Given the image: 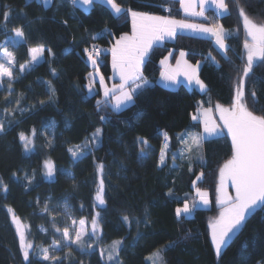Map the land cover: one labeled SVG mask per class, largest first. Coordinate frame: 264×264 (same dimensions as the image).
I'll return each mask as SVG.
<instances>
[{
	"label": "trees",
	"instance_id": "obj_1",
	"mask_svg": "<svg viewBox=\"0 0 264 264\" xmlns=\"http://www.w3.org/2000/svg\"><path fill=\"white\" fill-rule=\"evenodd\" d=\"M119 2L147 14L192 21L183 15L178 0ZM3 5L11 6L13 15L8 32H0V44L9 40V51L13 52L19 64H28V49L37 46V42L51 48L56 59L46 53V59L30 66L29 70L21 73L14 69L11 90L0 88V117L6 127L11 121L8 134L0 137V177L10 187L7 198H0V264H22L16 225L11 222L9 209L27 228L28 241L43 247L51 243L54 227L68 225L72 218L92 221L94 159L105 163L106 175L111 173L106 180V184L110 181L106 191L107 210L101 213L104 218L100 225L102 233L99 232L98 239L95 238L92 255L82 254L76 245L71 246V251L65 248L60 252L59 255L66 257L65 264H115V259H119L121 264H151L149 257L159 249H164L163 258L167 264H264V211L261 210H256L243 230L228 242L219 258L214 252L211 225L222 211L216 202L218 170L231 156L229 136L210 138L200 149L207 163L203 168L205 177L198 186L209 192L212 208L196 209L194 216L189 218H177L175 215V209L183 206L186 198L190 201L195 196L193 184L201 170L195 160V149L188 154L193 156L191 163L187 158H179L184 148L179 137L192 124L190 116L198 106L199 109L212 107L214 113L216 104L228 106L239 76L238 70L243 67L242 59L238 57L244 56L243 41L249 38L234 5L229 4L230 15L217 17L212 10L207 13L225 30L238 33L226 39L232 63L222 58L213 40L206 37L182 33L176 41H166L154 47L144 71L153 84L160 79V60L171 50L178 59L179 51L183 50L188 53L186 59L190 63L202 64L199 77L207 86L206 91L194 89L190 95L179 94L176 113L164 107L157 114L139 104L117 112L110 103L107 106L103 104L101 91L95 96H89L87 92L89 81L86 77L94 69L87 60L85 49L94 41L111 46L112 36L92 39L105 28L117 35L131 34L130 14L127 18L116 19L109 7L101 2H94L88 10L73 5L71 0H54L47 10L39 0H0V7ZM238 5L254 22L264 23V0H238ZM13 25L24 26L27 44L11 31ZM50 67L55 68L59 79L50 74ZM98 70L106 79L111 77L110 53L102 55ZM253 72L254 77L248 87L256 92L259 103L255 107L259 109L264 105V67L257 62ZM49 83L55 88L54 95L49 92ZM40 101L44 102L43 105ZM97 101H101L99 114L108 118L106 122L99 119ZM95 127L103 128L102 149L97 150L94 157L73 158L68 148L83 144ZM196 131H202V128ZM20 133L34 139L32 152H24L18 138ZM165 135L171 137L170 142L165 141ZM136 137L147 138L154 153L147 158H139L138 150L132 147ZM165 149L167 160L177 157L178 170L171 163L163 169L156 166L159 153ZM47 160H51L57 170L51 181L44 175L43 166ZM13 172H17L19 179L11 178ZM68 172L73 173L75 181L67 176ZM24 173L35 174L27 191ZM85 181L87 186H84ZM169 189L172 196L167 195ZM229 192H233L231 187ZM64 197H68L70 213L63 210ZM37 199L39 204H34ZM45 204L55 211L44 213ZM145 208L151 216L147 227L133 226L129 230L121 223L120 214L125 211L143 221ZM120 241L122 243H116ZM169 242L176 246L165 250L164 246ZM112 248H115L114 259L107 262L103 249Z\"/></svg>",
	"mask_w": 264,
	"mask_h": 264
},
{
	"label": "snow or ice",
	"instance_id": "obj_2",
	"mask_svg": "<svg viewBox=\"0 0 264 264\" xmlns=\"http://www.w3.org/2000/svg\"><path fill=\"white\" fill-rule=\"evenodd\" d=\"M63 2V0H61ZM78 0H71L73 5H76ZM84 5L94 6V0H81ZM114 15V18L121 19L131 16V34H115L111 30L105 28L101 33L93 36V40H98L107 36L114 37L111 46L101 49L97 45H92L91 49H85L87 60L93 66L94 72L89 73L86 79L90 81L86 84L89 96L99 95V91L94 87L98 83L103 90L104 101L103 104L107 106L111 100L114 99V108L119 112L121 109H127L131 106H136L137 102L148 93L154 84L145 75L144 71L147 64L151 60V56L155 45H163L166 41H176L179 33L190 30L193 32L210 34L214 40L217 50L220 51L222 58L228 63H232L228 56L231 51L230 46L226 43V38L229 36L238 35L225 30L223 25L205 26L204 24L188 23L185 20L172 19L163 15H152L145 12L132 10L131 8L122 5L119 0H104ZM45 9L47 10L53 3V0H43ZM179 3L184 8L188 15L204 16L203 7L207 3L214 4L220 11V15H230L229 4L236 7L238 18H242L243 28L247 32V37L243 41L244 56L238 57L242 59L243 67L239 69V76L232 89L228 106L225 107L220 104L215 105V109L219 115H214L212 107L203 108L202 110H194L190 119L192 124L189 128L180 135L179 141L184 145L181 149V159L187 158L190 163L193 161V156H184V153L191 154L194 149L197 153L195 156L201 170L195 176L193 184L195 196L189 201L187 198L183 202V207L175 209L177 218L181 215H191L197 208L208 206L211 204L210 194L207 190H203L197 186L205 177L203 168L206 166V160L200 149H202L205 142H209L210 138L229 136L231 138L230 148L231 156L222 167L218 170V187L216 188V202L223 209L219 217L211 225V241L214 245L215 255L219 258L222 251L228 245L229 240L237 233L243 230L247 221L256 212V210L264 211V105L259 109L255 107L259 103L256 92L248 87L249 82L254 77V65L259 62V66L264 67V23L254 22L249 17L243 7H239L238 0H198L200 11H192L196 0H179ZM13 15V9L9 5L0 7V32L7 33L9 24ZM63 23L67 24V21ZM11 31L15 33L16 37H20L25 44L28 38L25 33L24 26H12ZM9 40H5L0 44L2 48L3 60L0 61V88L11 90L12 82L14 80V72L23 73L29 70L31 65L38 64L42 59H46L47 53L53 60L56 59L55 53L51 48H46L43 43L37 42V46L28 49L30 60L28 64H19L15 59L12 51H9ZM12 43H20V41H12ZM68 51V50H65ZM104 53L111 55V67L113 71L112 80L114 82H106L103 74L98 75L101 57ZM187 52L179 51V59L175 58L174 50L168 51L165 58L160 60V65L163 71L160 72V82L164 83L165 87L170 85L180 84V77H183L189 85L198 86L201 91H206L207 86L202 79H200L198 72L201 68L199 63L192 64L185 57ZM107 57L105 56L104 59ZM174 60L173 66L170 61ZM215 61V57H212ZM217 66L219 62L217 61ZM50 74L59 79V74L55 68L50 67ZM48 89L51 95L55 94V88L48 84ZM10 94H14L11 93ZM43 105V101L39 102ZM101 101H97V108H99ZM250 105L252 106L250 108ZM259 112L260 114H256ZM137 115V118H139ZM101 122H106L107 117L99 114ZM219 121V122H217ZM19 123V121L17 122ZM54 126V122H53ZM11 121H8V126L2 117H0V137L7 135ZM202 128V131L196 129ZM32 136H35L33 131ZM25 153H30L34 149V139H30L28 135L20 133L18 135ZM165 141L170 142L171 137L164 136ZM121 146L123 143L121 142ZM103 147V128L95 127L91 134L86 137L83 144L77 145L75 148H68L73 158H87L89 155L95 156L97 150ZM132 147L138 150L139 158H147L154 153L151 149L149 141L144 137H136L132 143ZM112 155V153H109ZM177 157L173 156L171 161L166 159V149L161 151L158 156L157 167L163 169L172 164L176 170L179 165L176 164ZM75 162V160H74ZM44 175L48 180H53L56 175V169L51 160L44 163ZM94 178L93 187L95 194L93 197L92 211L90 215L94 216L91 221L90 231L86 230V219L72 218L71 223L62 227H54L51 243L48 247L36 245L29 242L26 237V230L20 227V220L16 217L13 210L11 222L16 225V234L19 238V251L21 254L22 264H65L66 257L59 255L65 248L72 250L71 246L76 245L77 249L84 255L94 254V243L98 232V226L103 224L102 212L107 210L106 191L110 187V181L106 184V180L111 175L110 172L105 174L106 165L103 162L93 160ZM123 170V165H121ZM189 171L192 168L189 167ZM67 176L73 181L76 177L73 173L68 172ZM35 177L34 173H24L25 190L32 185ZM13 180L19 179L17 172L12 173ZM87 186V181L85 185ZM229 186L233 192H229ZM10 193V187L4 182L3 177H0V198L6 199ZM172 190L169 189L167 195L172 196ZM50 199V198H49ZM63 210L65 213H70V205L68 204V197H64ZM39 204V199L34 202ZM191 204V206H190ZM83 208V205H81ZM55 208L49 209L47 204L43 208L44 213H51ZM55 224V217H52ZM121 223H123L129 230L133 226L139 228L141 225L147 227L151 216L148 209H144L143 221L139 217L131 216L130 212L125 211L120 214ZM79 224L77 228L76 225ZM102 233V228L100 229ZM187 239V237H185ZM117 244L122 243L116 242ZM176 245L169 242L164 246L165 250L175 247ZM117 256L119 249H116ZM108 261H113V256H108ZM161 264H167L163 255H160ZM115 264H121L119 259H115Z\"/></svg>",
	"mask_w": 264,
	"mask_h": 264
},
{
	"label": "crops",
	"instance_id": "obj_3",
	"mask_svg": "<svg viewBox=\"0 0 264 264\" xmlns=\"http://www.w3.org/2000/svg\"><path fill=\"white\" fill-rule=\"evenodd\" d=\"M40 2H42L43 3V0H39ZM54 1V0H53ZM179 1V0H178ZM94 2H101V3H103V4H105L106 5V3L104 2V0H94ZM44 4V3H43ZM53 4V3H52ZM76 6H78L79 8H81V9H85V10H88L89 8H90V6H88V5H84L82 2H81V0H78V2H77V4H76ZM180 10L182 11V13H183V15L187 18V19H190V20H192V21H186V22H188V23H194V24H204L205 26H213V25H210L209 24V20H210V18L209 17H211V16H208V12L209 11H213L214 12V14H215V16H217V17H223V16H225V15H223V16H221L220 15V11H219V9H217L216 8V6L214 5V4H211V3H207V4H205L204 5V7H203V11H204V16H206V17H208V19L207 20H204V18L203 17H200V16H195V15H188L186 12H185V10H184V8L181 6V4H180ZM201 9H200V7H199V3H198V0H196V3H194V5H193V9H192V11H200ZM211 18H213V17H211ZM206 22H207V24H206ZM182 33H184V34H191V35H195V36H201V37H206V38H210V39H212L213 40V42L215 43V40H214V38L210 35V34H206V33H199V32H193V31H190V30H185V31H183V32H181V33H179V34H182ZM165 43V42H164ZM155 46H159V45H155ZM154 46V47H155ZM0 51L2 52V48H0ZM180 57H178V59H179ZM185 59H186V57H185ZM170 63H171V61H170ZM173 64V66L175 65V63H172ZM201 65V67H202V64H200ZM201 69V68H200ZM200 69H199V72H200ZM162 71H163V67H162ZM199 72H198V75H199ZM112 75H113V71H112ZM112 75H111V77L109 78V79H106L105 78V80H106V82L107 83H109V86L111 85V83L112 82H114L113 80H112ZM96 79L98 80V76L96 77ZM180 81H181V83L180 84H177V85H170V86H168V87H165L164 86V83L163 82H160V79H159V81H158V83H156V84H154V87L148 92V93H146L138 102H137V104H139L140 106H141V103L143 102V101H149L150 103H148V104H151V101H150V98H149V95H151V96H155V95H161V93L162 94H165V95H168V96H172V95H177V91L182 87V88H185V89H187V90H193V89H199V87L198 86H195V85H189L188 83H187V81L183 78V77H180ZM90 82V81H89ZM94 87L98 90V91H101V98H102V100H104L103 98V90H102V87L98 84V83H95V85H94ZM149 98V99H148ZM171 99V97H166V99ZM114 99L113 100H111V102H110V105L112 106V104L114 105ZM142 106H144V107H147V108H149V105H147V106H145V105H142ZM150 109V108H149Z\"/></svg>",
	"mask_w": 264,
	"mask_h": 264
},
{
	"label": "rangeland",
	"instance_id": "obj_4",
	"mask_svg": "<svg viewBox=\"0 0 264 264\" xmlns=\"http://www.w3.org/2000/svg\"><path fill=\"white\" fill-rule=\"evenodd\" d=\"M210 18V20H209V22H211V24L210 25H220V24H218V23H216L215 22V20H213V18H211V17H209ZM249 38V40H250V37H248ZM227 39V38H226ZM3 60V57H2V55H0V61H2ZM44 59H42L38 64H40L42 61H43ZM38 64H36V65H38ZM31 66H35V65H31ZM99 74H102L99 70H98V74H97V76L99 75ZM194 90V89H193ZM193 90H187V89H185V88H180L178 91H177V95H170V96H168V95H165V94H162L161 93V95H155V96H151V95H149V98H150V101H151V104H148V103H150L148 100L147 101H143L142 103H141V106L142 105H145V106H147V105H149V108H150V110H152L153 112H155L156 114L157 113H159L160 111H161V109H163L164 107H166V108H168L169 110H171L172 112H177L178 110H177V103H178V101L180 100V98H178V96H179V94H181V95H190L191 94V92L193 91ZM195 90H200V89H195ZM201 91V90H200ZM166 97H171V99H166ZM148 98V99H149ZM104 99V98H103ZM114 104H115V102H114ZM112 107H113V109L115 110V111H117L115 108H114V105L112 104ZM203 109V108H202ZM202 109H200V110H202ZM121 110H123V109H121ZM121 110H119V112L121 111ZM216 110V109H215ZM118 112V111H117ZM214 115H216V116H218L219 115V113H218V111L216 110L215 111V113H214ZM218 122V121H217ZM213 138H216V137H213ZM30 139H33V138H30ZM34 148H35V142H34ZM184 155H188V153H184ZM55 168V167H54ZM195 182V181H194ZM199 183L200 182H198V184H197V186L199 185ZM229 188H230V186H229ZM229 190V189H228ZM211 199V198H210ZM217 205L218 206H220L218 203H217ZM190 206H191V204H190ZM179 207H183V206H179ZM221 207V206H220ZM212 208V201H211V204L210 205H208V206H202V207H200V208H197V210L198 209H202V210H210ZM223 210V209H222ZM182 216H186V217H193L194 216V212L191 214V215H181V217ZM181 217H179V218H181ZM20 227H21V229L22 230H26V232H27V228L25 227V226H23L21 223H20ZM76 227L78 228L79 227V224L77 223V225H76ZM90 229H91V222L89 223L88 221H87V224H86V230H88V231H90ZM99 232H100V225L98 226V232H97V236H96V239H98V235H99ZM239 233H237V234H235L230 240H229V242L230 241H232L237 235H238ZM163 250L164 249H159V250H157V251H155L150 257H149V262L151 263V264H161V261H160V255L162 254L163 255ZM103 251H104V257L106 258V260H107V262H109L108 261V256L109 255H112L113 256V258H114V253L113 252H115V248H112L111 250H107V249H103Z\"/></svg>",
	"mask_w": 264,
	"mask_h": 264
},
{
	"label": "built area",
	"instance_id": "obj_5",
	"mask_svg": "<svg viewBox=\"0 0 264 264\" xmlns=\"http://www.w3.org/2000/svg\"><path fill=\"white\" fill-rule=\"evenodd\" d=\"M97 45L99 48H101V49H104V48H108V46H106V45H101V44H99L98 42H96V41H94V42H92L91 44H90V46L87 48V49H91V46L92 45ZM89 53H86V56L88 55ZM105 54V53H104Z\"/></svg>",
	"mask_w": 264,
	"mask_h": 264
},
{
	"label": "water",
	"instance_id": "obj_6",
	"mask_svg": "<svg viewBox=\"0 0 264 264\" xmlns=\"http://www.w3.org/2000/svg\"><path fill=\"white\" fill-rule=\"evenodd\" d=\"M230 138V137H229ZM230 141H231V138H230Z\"/></svg>",
	"mask_w": 264,
	"mask_h": 264
}]
</instances>
